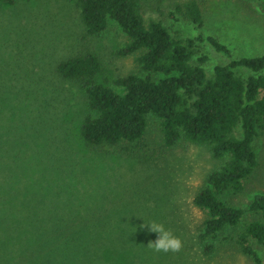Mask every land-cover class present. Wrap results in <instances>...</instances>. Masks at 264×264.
Returning <instances> with one entry per match:
<instances>
[{
    "label": "rangeland",
    "instance_id": "1",
    "mask_svg": "<svg viewBox=\"0 0 264 264\" xmlns=\"http://www.w3.org/2000/svg\"><path fill=\"white\" fill-rule=\"evenodd\" d=\"M184 1L143 0L145 19H160L171 31L193 36L189 23L169 15ZM198 2L205 34L228 45L234 57L264 52V13L255 0ZM127 41L112 19L100 34L88 33L78 0L0 2V222L6 220V227L17 231V237L27 236V245H32L31 232L45 233L52 213L63 222L103 205L122 214L130 228L123 250L115 257L107 255V264H250L236 244L242 224L227 226L214 238H199L207 214L194 204V196L208 173L224 163L208 146L180 141L165 147L155 117L143 138L133 143L93 146L82 139L84 119L96 112L88 105L83 84L65 80L57 65L74 55L95 53L102 65L95 82L121 91L115 78L147 73L136 61L138 53H117ZM199 44L197 56H209V71L229 61L209 43ZM256 152L259 165L244 191L226 192L224 200L245 206L255 193L264 192V132L256 140ZM4 154L16 160L15 173ZM255 218L248 213L243 223ZM146 224L162 226L180 239L181 247L156 250L149 242L158 233ZM4 228L0 224L1 236ZM208 243L214 247L206 254ZM254 245L264 260V244Z\"/></svg>",
    "mask_w": 264,
    "mask_h": 264
},
{
    "label": "trees",
    "instance_id": "2",
    "mask_svg": "<svg viewBox=\"0 0 264 264\" xmlns=\"http://www.w3.org/2000/svg\"><path fill=\"white\" fill-rule=\"evenodd\" d=\"M255 1L264 13V1ZM78 2L88 33L100 34L110 19L116 21L128 36L117 53H138L136 61L147 72L115 78L114 83L122 88L118 91L95 82L102 69L97 54L60 61L57 72L65 80L83 84L88 105L96 112L84 119L82 139L93 146L133 143L143 138L149 119L155 117L165 147L180 141L208 146L212 156L224 163L208 173L205 185L194 196V204L207 214L199 238H214L227 226L242 224L236 237L238 248L250 258V264H264L254 245L264 244V192L255 193L245 206L222 198L226 192L242 193L259 165L256 140L264 132V52L234 57L228 45L205 34L198 0L177 3L169 12L171 19L189 23L193 36L188 37L171 31L160 19L146 21L143 0ZM206 42L229 61L217 63L209 71L205 66L209 56H197L199 43ZM156 73L164 76L157 79ZM4 162L10 171L16 170L14 158L4 154ZM88 210L63 222L52 213L45 233L31 232L32 245H27V236L17 237V231L6 227V220L0 222L6 228L3 241L0 235V264H107V255L115 257L123 250L124 235L130 228L118 211L103 205ZM248 213L257 218L243 223ZM213 247L208 243L205 253H211Z\"/></svg>",
    "mask_w": 264,
    "mask_h": 264
},
{
    "label": "clouds",
    "instance_id": "3",
    "mask_svg": "<svg viewBox=\"0 0 264 264\" xmlns=\"http://www.w3.org/2000/svg\"><path fill=\"white\" fill-rule=\"evenodd\" d=\"M149 226L150 231H155L158 236L154 242H149L156 250L162 251H176L181 247V241L178 237L171 234L169 231L163 229L162 226L146 224Z\"/></svg>",
    "mask_w": 264,
    "mask_h": 264
}]
</instances>
